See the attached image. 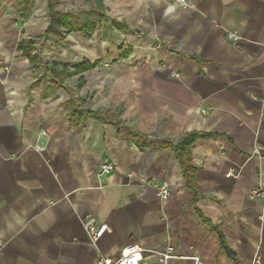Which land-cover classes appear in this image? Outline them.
<instances>
[{
    "label": "crops",
    "instance_id": "1",
    "mask_svg": "<svg viewBox=\"0 0 264 264\" xmlns=\"http://www.w3.org/2000/svg\"><path fill=\"white\" fill-rule=\"evenodd\" d=\"M15 3L0 10V264H97L132 244L152 262L171 250L168 264L264 259V199L249 198L264 188V0H57L53 12L95 26L48 37L49 0L28 17ZM69 35L90 55L45 61L39 41ZM83 62L99 66L63 87L41 69ZM190 133L203 136L180 155ZM103 162L116 170L100 175ZM92 220L107 226L96 243Z\"/></svg>",
    "mask_w": 264,
    "mask_h": 264
},
{
    "label": "trees",
    "instance_id": "2",
    "mask_svg": "<svg viewBox=\"0 0 264 264\" xmlns=\"http://www.w3.org/2000/svg\"><path fill=\"white\" fill-rule=\"evenodd\" d=\"M19 14L22 17H28L31 13V10L34 5V0H19ZM57 2V0H49L48 3V19H49V27L46 31L45 36L48 37L49 35H60L59 28H64L67 30V32H72L75 30V24L78 19L85 20L86 27H94V23H89L86 20L85 13L81 12L78 14L73 13H65V14H57L53 12L52 7ZM90 16H94L98 19H100V16L98 15L97 11H91L89 13ZM86 29V28H84ZM34 41L31 39L24 40L19 44L18 49L22 52L23 56L28 58L30 63L34 68H39V58L38 54L35 52V46ZM99 66V62L90 63V62H83L80 64H74L73 65V72L70 73L68 71V65L62 64L60 69H57V64L53 66H48L47 64L42 66L41 69L46 71L50 77H51V83L52 85L56 87H63L62 80L65 77H69L72 75L81 74L85 71L91 70L95 67ZM82 83V82H81ZM72 119L74 118V115H83V111H77L73 112L71 114ZM90 115L98 116V114L90 113ZM202 134L197 133H190L185 136H183L180 141L173 145V147L180 153V155H183L185 153H188L190 147L198 139L199 137H202ZM190 166V165H189ZM189 168V167H188ZM222 247L228 252L229 256L232 257L230 250L225 244V241L223 238H221ZM233 258V257H232Z\"/></svg>",
    "mask_w": 264,
    "mask_h": 264
},
{
    "label": "built area",
    "instance_id": "3",
    "mask_svg": "<svg viewBox=\"0 0 264 264\" xmlns=\"http://www.w3.org/2000/svg\"><path fill=\"white\" fill-rule=\"evenodd\" d=\"M174 2L184 8L190 6L189 0H174ZM116 170V165L113 162H103L100 166V175L111 174ZM228 177H233L234 172H229ZM170 196V190L167 185L160 187V197L162 200H167ZM250 199H264V188H255L249 193ZM264 222V219H263ZM85 228L90 235L92 241L96 243L107 229L106 225L99 224L92 220L85 224ZM144 250L138 245H129L122 250L119 258L112 259L101 257L97 264H168V260L174 257V254L169 250L166 253L159 254L158 260L155 262L147 261L143 256ZM195 264H203L199 258H195ZM254 264H264V259L257 257Z\"/></svg>",
    "mask_w": 264,
    "mask_h": 264
},
{
    "label": "rangeland",
    "instance_id": "4",
    "mask_svg": "<svg viewBox=\"0 0 264 264\" xmlns=\"http://www.w3.org/2000/svg\"><path fill=\"white\" fill-rule=\"evenodd\" d=\"M16 7L15 0H6L0 3V10L6 11L14 9ZM29 36L32 38L38 37V33L35 30L39 29L37 21L33 23H29ZM39 50L41 52V56L45 61L54 62V61H66L73 62L74 60H81L82 58H86L90 55L92 49H90L86 44V39L81 35H69L65 37L63 40L52 39L49 42L39 41ZM110 50V49H109ZM107 50V51H109ZM97 51V49H95ZM102 52V50H99ZM100 52V53H101ZM114 52V51H113ZM112 52L111 58L109 60V64H105L99 68L95 73L98 75V79L101 78L103 73L109 72L111 70V66L114 59L118 55L117 51ZM114 54H117L113 56ZM9 67H6V70ZM96 75V77H97ZM43 83L41 85L44 86L45 80H42ZM68 85L75 86V79L68 82Z\"/></svg>",
    "mask_w": 264,
    "mask_h": 264
}]
</instances>
